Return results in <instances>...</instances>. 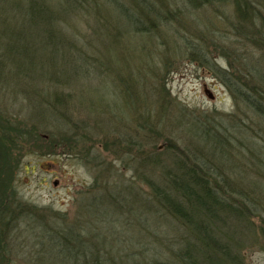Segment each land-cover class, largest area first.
I'll list each match as a JSON object with an SVG mask.
<instances>
[{
	"label": "rangeland",
	"instance_id": "374dc122",
	"mask_svg": "<svg viewBox=\"0 0 264 264\" xmlns=\"http://www.w3.org/2000/svg\"><path fill=\"white\" fill-rule=\"evenodd\" d=\"M124 11L143 13L145 29L132 30ZM231 18L219 0L98 2L65 21V38L79 40L66 63L70 80L62 81L61 54L55 62L35 57L17 81L3 75L0 117L13 138L0 149V264H97L98 256L113 264H264V118L237 104L211 69L230 68V53L239 72L248 55V68L256 60L264 70V54L242 46ZM55 96L61 108L42 109ZM72 113L82 121L69 128ZM200 128L224 136L216 171L226 203L247 207L245 219L221 214L217 229L162 232L140 177H158L166 161L158 151L169 143L175 155L181 144L209 158ZM124 138L142 141L144 153ZM64 228L89 249L62 244Z\"/></svg>",
	"mask_w": 264,
	"mask_h": 264
},
{
	"label": "trees",
	"instance_id": "16d2710c",
	"mask_svg": "<svg viewBox=\"0 0 264 264\" xmlns=\"http://www.w3.org/2000/svg\"><path fill=\"white\" fill-rule=\"evenodd\" d=\"M115 0H0V82L4 80L3 75L18 80L20 76H29L28 70L34 69L32 60L38 58L49 57L52 61L53 56L61 54L63 63L62 81L70 80L72 76L67 72L69 67L68 58L71 54V45L76 44L79 40L72 38L71 43L65 38L67 32L65 26L66 20H71L78 16V13L88 7L92 10L93 6L98 2L105 4H113ZM231 6L232 16L229 22L230 28L234 35L240 40L242 46H247L253 50L264 54V0H219ZM191 4L192 0H188ZM94 3H96L94 5ZM62 12V26L59 24L60 13ZM130 23L132 30L144 28L145 23L140 19L141 14H134L129 11L123 12ZM134 14V15H133ZM223 17H226L223 14ZM139 20V24H137ZM145 26V27H144ZM62 35V37H61ZM72 37V36H71ZM38 43V44H33ZM42 43L46 44L45 53L38 55L37 47ZM34 49V53H30V48ZM218 47V46H217ZM222 49V47H220ZM228 59V69H220L217 66H212L211 69L216 77L226 85L231 92L237 104H244L250 110L259 114L264 118V70L255 67L248 68L251 63L250 55L247 56L246 68L239 72L235 69L234 57L230 53H225ZM73 60H77L71 56ZM67 60V61H66ZM55 65V63H54ZM72 65V64H71ZM62 66V64H61ZM26 67L27 73L22 74L20 70ZM59 70V69H58ZM78 77V76H76ZM54 73L47 77L46 82L56 80ZM51 80V81H50ZM50 103L45 104L42 109L57 110L61 108L58 103V97H53ZM66 104V105H65ZM69 104V99L62 97V112L64 106ZM45 110V111H48ZM49 112V111H48ZM51 113V112H50ZM67 124L69 128L72 119L75 122L82 121L80 116L70 115ZM8 121H4L0 117V149L4 140L11 141V136L8 131L10 126H5ZM79 124V123H78ZM20 128V127H18ZM199 128L197 124L190 129L196 130ZM83 129V128H82ZM201 129V128H200ZM203 142L199 143L201 153L205 150L209 153V158L206 154H199L188 146L179 145V155L172 153L174 145H167L164 151H158L162 154V159L170 162L167 166L162 163V169L156 176H141V180L145 181L147 190L152 196L154 203L147 206L150 214L154 212L157 217L155 224L160 231L168 232L170 229L183 228L191 229L196 232L206 231L207 226H212L217 229V221L219 216L232 214L234 217H242L245 219L246 209L235 208L230 203H226L223 195V187L219 180L216 169L220 167L214 159L221 158L223 149L224 136L217 129L215 132L208 133L201 129ZM13 138V136H12ZM169 138V137H168ZM67 139V138H66ZM170 139V138H169ZM123 144L129 145L130 149L144 153L143 142L133 141L130 138L122 139ZM106 148V143H101ZM68 146L69 143H66ZM70 146V145H69ZM131 153L132 152H128ZM116 157L119 155L114 150ZM134 160L136 156L131 155ZM2 160V157L0 156ZM146 162L153 161L149 155L141 158ZM159 165V161H156ZM140 174V173H138ZM150 199V198H149ZM154 216V217H155ZM220 221V220H219ZM62 244L65 242H73L81 247L82 252L89 249L86 244L80 242V238H75L76 234L72 233L69 228H64L62 231ZM87 243V242H86ZM89 244V243H88ZM75 245H66L64 248H71ZM186 246V245H185ZM90 249L88 254L93 255ZM86 252V251H85ZM83 252V253H85ZM78 254V252H77ZM97 257V264H113ZM155 264H171L166 261H159Z\"/></svg>",
	"mask_w": 264,
	"mask_h": 264
},
{
	"label": "water",
	"instance_id": "95a60500",
	"mask_svg": "<svg viewBox=\"0 0 264 264\" xmlns=\"http://www.w3.org/2000/svg\"><path fill=\"white\" fill-rule=\"evenodd\" d=\"M205 91H206V93H207L208 97H212V95H211V93H210V92H208L207 90H205Z\"/></svg>",
	"mask_w": 264,
	"mask_h": 264
}]
</instances>
